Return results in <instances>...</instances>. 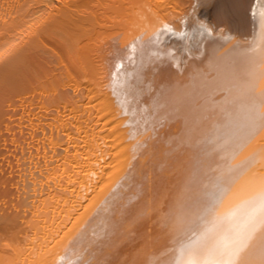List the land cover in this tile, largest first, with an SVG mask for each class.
Instances as JSON below:
<instances>
[{
    "label": "bare ground",
    "instance_id": "6f19581e",
    "mask_svg": "<svg viewBox=\"0 0 264 264\" xmlns=\"http://www.w3.org/2000/svg\"><path fill=\"white\" fill-rule=\"evenodd\" d=\"M178 257L264 264V0H0V264Z\"/></svg>",
    "mask_w": 264,
    "mask_h": 264
},
{
    "label": "rangeland",
    "instance_id": "374dc122",
    "mask_svg": "<svg viewBox=\"0 0 264 264\" xmlns=\"http://www.w3.org/2000/svg\"><path fill=\"white\" fill-rule=\"evenodd\" d=\"M227 19H229V18H227ZM229 20H230V19H229ZM223 21H224V22H223ZM227 22H228L227 20H223V19L220 20V23H227ZM232 22H233V21H232V19H231V21L228 23V26H229V27L232 26L233 28L236 27V26H234L235 23L232 24Z\"/></svg>",
    "mask_w": 264,
    "mask_h": 264
},
{
    "label": "snow or ice",
    "instance_id": "6c2138e0",
    "mask_svg": "<svg viewBox=\"0 0 264 264\" xmlns=\"http://www.w3.org/2000/svg\"><path fill=\"white\" fill-rule=\"evenodd\" d=\"M176 264H181V259L179 257L176 260Z\"/></svg>",
    "mask_w": 264,
    "mask_h": 264
}]
</instances>
